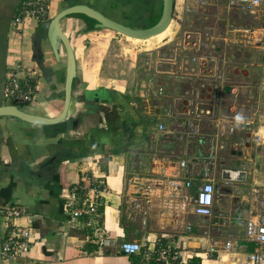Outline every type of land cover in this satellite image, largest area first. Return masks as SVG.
<instances>
[{"label": "crops", "instance_id": "0c3cea01", "mask_svg": "<svg viewBox=\"0 0 264 264\" xmlns=\"http://www.w3.org/2000/svg\"><path fill=\"white\" fill-rule=\"evenodd\" d=\"M21 2L0 0V105L8 104L2 96L7 72L23 66L41 78L33 102L23 109L56 117L63 107L65 52L61 49L56 62L43 39L45 22L29 18L21 35L13 37V18ZM78 3L90 4L109 17L104 8L114 6L106 10L114 11L113 15L123 13L127 19L134 13L137 23L160 16L162 8V0H51L47 21L62 8ZM61 27L71 38L76 57V78L65 120L39 125L0 117V208L7 203L22 204L28 215L18 222L32 228L30 252L0 264H149L166 258L154 252L165 244L174 249L186 244L202 255V264H245L251 252L245 222L262 210L264 183L258 182L250 168L252 159L239 148L244 144L249 149L251 135L264 139V126L254 131L243 118L242 108L231 105L221 111L225 96L238 95L229 92L234 85L228 76L223 87L211 92V114L189 119L180 107L174 81L172 87L165 85L169 108L160 111L145 87L138 90L125 76L109 74L103 60L94 58L93 49L84 43L96 30L87 31L84 18L66 17ZM236 121L240 123L232 131L231 122ZM228 136L237 139L225 148ZM181 162L189 168L190 187L185 185ZM206 166L220 171L219 176H210L215 184L213 213L198 217L186 195L202 183ZM225 168L241 169L245 178L224 180L221 171ZM85 176L106 184L100 198L99 232L68 224L66 189L81 184ZM230 189L236 194L238 210L231 207L234 194ZM234 211L247 212L244 237L234 239L226 232V237L218 238L223 227L231 226ZM206 218L210 220L208 230L200 229L203 225L198 221ZM227 240L233 242L231 251L209 253L212 243ZM124 241L141 243L142 251L125 254L119 247ZM177 257L178 253L172 256ZM225 257L228 262L220 263Z\"/></svg>", "mask_w": 264, "mask_h": 264}, {"label": "built area", "instance_id": "2783aa9c", "mask_svg": "<svg viewBox=\"0 0 264 264\" xmlns=\"http://www.w3.org/2000/svg\"><path fill=\"white\" fill-rule=\"evenodd\" d=\"M51 0H22L15 17L13 18L12 35L14 38L22 33V25L29 18L37 23H44L49 19ZM175 0L174 16L181 18L185 14H193L196 9L204 5L207 0ZM262 0H228L229 8L239 9L244 12L253 13L261 4ZM174 21V19L172 20ZM177 43H174V53L162 54L161 63L170 65L171 71H165L173 77L177 84L187 85L181 90L179 100L183 113L192 120H199L202 115L211 114L213 99L211 92L223 87L225 73L223 66H220L215 57L211 58L206 52L216 49L215 46L203 41L204 35L200 31L181 30L177 23ZM176 33V34H177ZM208 49V50H207ZM207 50V51H206ZM206 51V52H205ZM41 78L35 71H27L23 66L10 69L5 77V84L2 89V96L8 104L19 108L26 107L33 102L37 93ZM164 83L156 84V94L164 95L166 92ZM229 92L235 94L238 89L230 86ZM216 97V96H215ZM179 105V104H178ZM242 122V121H241ZM232 123L233 131L239 125V121ZM188 124V123H187ZM188 125H191L188 124ZM159 129H164L159 125ZM187 136H193L192 132H186ZM183 134L179 135L182 138ZM184 168V176L187 178L186 187H190L191 181L188 178L189 168L181 162ZM211 176V168L206 166L202 172V183L196 187L192 194L186 198L192 204V211L198 217H209L213 213L215 184ZM106 187L102 181L92 180L85 176L82 183L76 182L68 187L65 194V211L68 215V224L71 227L88 226L94 232L101 230L100 226V198ZM26 208L18 203H7L0 208V221L2 224V238L0 239V261H9L20 258L32 249V228L18 222L19 219L27 216ZM254 218L245 222V236L249 242H254L256 247L247 254L245 264H264V202L262 210L256 213ZM82 221V222H81ZM108 244L107 240L103 241ZM120 250L125 254H135L142 251V244L136 241H124ZM233 242L227 240L220 245L212 243L209 246L210 254H219L231 251ZM154 252L160 256L176 257L178 251L173 246L165 244L159 246Z\"/></svg>", "mask_w": 264, "mask_h": 264}, {"label": "rangeland", "instance_id": "374dc122", "mask_svg": "<svg viewBox=\"0 0 264 264\" xmlns=\"http://www.w3.org/2000/svg\"><path fill=\"white\" fill-rule=\"evenodd\" d=\"M106 8L113 9L114 6ZM106 8H104V11L117 21L133 26L141 24V21L137 23L134 20L136 17L134 13L130 16L131 18L127 19L125 14L113 15L114 11H108ZM173 19V25L170 26L167 32L170 35L168 34L169 36H165L166 38L161 41H153L151 44L146 41L133 42L127 40L125 35L109 29L96 30L84 44L86 48L93 49L94 58L103 60L106 72H110L109 74L115 77L125 76L126 79L130 80L129 83H132V86L136 83L135 88H138V90L145 87L144 89L152 95L151 99L157 102L158 109L164 111L169 108L167 101L170 97L157 95L156 84L164 83L169 87L175 85L176 93H180V88L183 85L177 83L173 85V77L165 72L170 70L171 66L162 65V54L174 53V43L178 41L177 31L179 26L177 23L180 24L181 30L200 31L205 37L203 41L209 44L208 49L211 48V45H217L215 50L210 49L209 51L207 49L206 54L210 55L211 58L215 57V61L223 66L229 82L238 89V95H235V97H224L221 111H227L231 105L242 108L243 118L252 125L254 131L259 127H263L264 0L261 1V4L253 13L229 8L228 0H207L193 14H185L181 18L174 16ZM171 92L170 89L168 94H171ZM203 123L204 126L209 125V122L203 121ZM242 132L245 134L246 131L243 130ZM251 136L253 139L250 142L249 149H246L244 144H241L239 149L247 153L248 157L250 156L252 159L250 168H253V172H256L258 182L264 183V139L257 140L256 136ZM236 139L233 136H228L225 148H229L230 144ZM250 192H252L251 186ZM230 215L231 226L228 229L223 227V230L221 229L222 231L216 236L224 238L227 232L232 234L234 239L244 237V220L247 212L234 211ZM198 222L203 225V228L200 229L208 230L209 219H200ZM180 247L176 251H178V255L184 257H186L187 250H193L186 244Z\"/></svg>", "mask_w": 264, "mask_h": 264}, {"label": "water", "instance_id": "95a60500", "mask_svg": "<svg viewBox=\"0 0 264 264\" xmlns=\"http://www.w3.org/2000/svg\"><path fill=\"white\" fill-rule=\"evenodd\" d=\"M173 8L174 0H162L160 16L149 27L133 26L117 21L87 3H78L62 8L54 17L45 22L47 24L43 38L56 62L60 61L61 49L65 52V75L62 88L63 107L60 114L56 117H45L30 113L12 104H5L0 105V117L39 125H52L65 120L72 99L73 82L76 78V57L71 38L61 27V21L64 18L82 14L95 21L94 27L96 29H109L125 36L145 39L164 31L170 25L173 20ZM233 147H236V143L233 144ZM221 177L224 180H243L245 172L238 168H225L221 171Z\"/></svg>", "mask_w": 264, "mask_h": 264}, {"label": "trees", "instance_id": "16d2710c", "mask_svg": "<svg viewBox=\"0 0 264 264\" xmlns=\"http://www.w3.org/2000/svg\"><path fill=\"white\" fill-rule=\"evenodd\" d=\"M75 16H79L81 18H84L87 22V31H94V30H99L94 27L95 21L86 17L85 15L82 14H76ZM159 18V15L157 16H152L148 18L146 21H141V23H144L146 27H149L153 25ZM74 84V82H73ZM163 243V242H162ZM256 247V244L254 242H248L247 243V250L248 251H253L254 248ZM186 257H180L178 255L177 258L173 259L172 256H167L164 259L157 260L155 262H150L149 264H202V255L194 250H187L186 252ZM137 260V258H136ZM135 261V260H134Z\"/></svg>", "mask_w": 264, "mask_h": 264}, {"label": "bare ground", "instance_id": "6f19581e", "mask_svg": "<svg viewBox=\"0 0 264 264\" xmlns=\"http://www.w3.org/2000/svg\"><path fill=\"white\" fill-rule=\"evenodd\" d=\"M173 25V21L170 23V25L162 32L154 35V36H151L149 38H145V39H140V38H133V37H130V36H125L127 40H130V41H133V42H141V41H146L148 42L149 44H151L153 41H161L163 40L164 38L168 37L169 35L167 34L170 26ZM167 34V35H166ZM166 36V37H165ZM221 262H228V259L227 258H222L220 261Z\"/></svg>", "mask_w": 264, "mask_h": 264}, {"label": "flooded vegetation", "instance_id": "af4514ba", "mask_svg": "<svg viewBox=\"0 0 264 264\" xmlns=\"http://www.w3.org/2000/svg\"><path fill=\"white\" fill-rule=\"evenodd\" d=\"M145 23V22H144ZM144 23H141V24H139V27H146L145 26V24ZM234 151V150H233ZM234 153V152H233ZM235 167H239V164L238 163H236L235 164ZM219 169L218 168H212V170H211V175H217V176H219ZM229 192H232L234 195H233V199H232V209L233 210H238L239 208V206L237 205V199H236V194H235V192H233L231 189H230V191Z\"/></svg>", "mask_w": 264, "mask_h": 264}]
</instances>
